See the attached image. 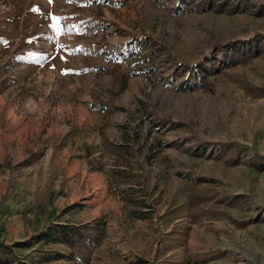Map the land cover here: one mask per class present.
<instances>
[{
  "label": "rangeland",
  "instance_id": "374dc122",
  "mask_svg": "<svg viewBox=\"0 0 264 264\" xmlns=\"http://www.w3.org/2000/svg\"><path fill=\"white\" fill-rule=\"evenodd\" d=\"M0 261L264 264V0H0Z\"/></svg>",
  "mask_w": 264,
  "mask_h": 264
},
{
  "label": "trees",
  "instance_id": "16d2710c",
  "mask_svg": "<svg viewBox=\"0 0 264 264\" xmlns=\"http://www.w3.org/2000/svg\"><path fill=\"white\" fill-rule=\"evenodd\" d=\"M248 53V51H244V53L242 55H239V53H237V51H235L234 48H232V50L229 51L228 53V58L229 60H231L232 62L237 61V59L241 56V57H245L247 56L246 54ZM252 56V53L249 55ZM55 235H57V237L69 244H75L76 243V236L80 235L83 236L81 231L79 230V225L77 224H64V225H56L55 226ZM0 264H4L0 261Z\"/></svg>",
  "mask_w": 264,
  "mask_h": 264
},
{
  "label": "snow or ice",
  "instance_id": "6c2138e0",
  "mask_svg": "<svg viewBox=\"0 0 264 264\" xmlns=\"http://www.w3.org/2000/svg\"><path fill=\"white\" fill-rule=\"evenodd\" d=\"M56 19H58V18H56Z\"/></svg>",
  "mask_w": 264,
  "mask_h": 264
}]
</instances>
